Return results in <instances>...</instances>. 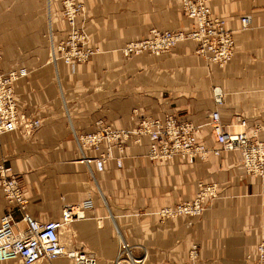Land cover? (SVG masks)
I'll use <instances>...</instances> for the list:
<instances>
[{"label": "crops", "instance_id": "crops-1", "mask_svg": "<svg viewBox=\"0 0 264 264\" xmlns=\"http://www.w3.org/2000/svg\"><path fill=\"white\" fill-rule=\"evenodd\" d=\"M61 0H0V71L24 69L12 81L19 112L40 120L34 132L0 134V163L14 174L27 214L56 220L61 207L90 198L85 217L72 221L60 236L66 248L111 264L118 239L132 245L144 264H184L188 248H197L198 264H251L255 245L264 240V179L244 174L237 150L209 152L191 163L174 155L164 162L146 156L147 139L126 141L121 164L106 160L97 172L78 161L105 149L79 147L75 135L132 129L141 117L171 114L199 125L197 141L219 149L207 124L216 109L226 132H244L264 142V0H209L210 11L231 31L234 52L224 67L206 64L190 40L153 55L123 56L121 47L144 39L149 28L189 31L181 0H76L89 44L99 52L80 64L49 62L46 34L63 37ZM248 14L250 27L239 29ZM218 86L222 103L211 89ZM198 182L216 186V196L194 217L159 219L162 206L189 200ZM19 212L0 190V216ZM249 256V257H248ZM44 264H70L64 257ZM0 264H10L8 261Z\"/></svg>", "mask_w": 264, "mask_h": 264}, {"label": "built area", "instance_id": "built-area-1", "mask_svg": "<svg viewBox=\"0 0 264 264\" xmlns=\"http://www.w3.org/2000/svg\"><path fill=\"white\" fill-rule=\"evenodd\" d=\"M61 17L65 23L63 37L53 41L50 29L46 34L47 55L53 64H80L99 52V48L89 44L88 36L82 28L80 18L84 14L82 4L76 0H61ZM184 16L194 23L189 31L157 30L149 28L144 39L126 42L120 49L123 56L141 53L158 55L174 47L178 42L190 40L196 44L195 53L206 64L219 68L231 59L234 43L231 31L227 30L224 20L210 11L209 0H181ZM248 14L239 17V29L250 27ZM1 59V54H0ZM24 74V69L0 71V134L19 131L26 134L34 132L40 126V120L18 111L13 96L12 81ZM215 105L222 103L223 93L218 86L211 89ZM214 142L219 149H208L197 141L199 125L190 121L179 120L171 114L163 116L141 117L132 129L110 130L101 127L99 132L75 135L79 147L98 148L101 141L105 149L97 156L81 155L78 159L87 167L92 177L90 164L97 172L102 171L106 160H113L116 167L121 164L120 155L113 156L112 148L122 153L124 143H139L147 139L146 156L153 162H164L174 155L191 163L195 158H203L207 153L216 154L219 150H237L240 153V168L244 174L264 179V142L249 139L244 132H226L219 122V115L213 109L207 118ZM0 190L5 202L19 212L23 227L15 229L11 212L0 216V262L10 264H34L41 260L59 257L68 259L70 264H95V256L80 249L66 248L60 236L70 223L85 217L84 211L92 207L90 198L61 207L59 218L39 222L26 212V198L14 174L0 163ZM216 196V186L211 183L198 182L193 196L186 201L162 206L154 213L160 219L175 217H194L200 215L207 204ZM249 257V256H248ZM145 254L136 255L132 245L124 239H118L116 254L111 264H144ZM184 264H198L195 245L188 248ZM251 264H264V240L259 241L252 254Z\"/></svg>", "mask_w": 264, "mask_h": 264}, {"label": "rangeland", "instance_id": "rangeland-1", "mask_svg": "<svg viewBox=\"0 0 264 264\" xmlns=\"http://www.w3.org/2000/svg\"><path fill=\"white\" fill-rule=\"evenodd\" d=\"M81 19V18H80ZM160 219V218H159ZM166 219H168V218H166ZM161 220V219H160ZM34 264H44V261H40V262H36V263H34Z\"/></svg>", "mask_w": 264, "mask_h": 264}, {"label": "bare ground", "instance_id": "bare-ground-1", "mask_svg": "<svg viewBox=\"0 0 264 264\" xmlns=\"http://www.w3.org/2000/svg\"><path fill=\"white\" fill-rule=\"evenodd\" d=\"M82 17H83V15H82ZM82 17H81V18H82ZM37 262H40V261H37Z\"/></svg>", "mask_w": 264, "mask_h": 264}]
</instances>
